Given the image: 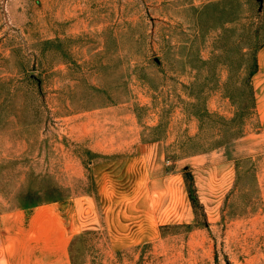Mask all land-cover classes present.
<instances>
[{"label": "rangeland", "instance_id": "1", "mask_svg": "<svg viewBox=\"0 0 264 264\" xmlns=\"http://www.w3.org/2000/svg\"><path fill=\"white\" fill-rule=\"evenodd\" d=\"M262 43L264 0H0V212L81 201L71 264H264Z\"/></svg>", "mask_w": 264, "mask_h": 264}, {"label": "crops", "instance_id": "2", "mask_svg": "<svg viewBox=\"0 0 264 264\" xmlns=\"http://www.w3.org/2000/svg\"><path fill=\"white\" fill-rule=\"evenodd\" d=\"M257 60L258 70L253 76V84L257 112L264 121V45ZM145 187L150 188L149 185ZM72 202H75L76 214L78 210L81 214L84 205L74 199L0 212V250L9 255L6 247H13L12 254L17 255L11 261L15 262L13 264H37L36 261L42 264H71L69 249L79 236V225L82 223L81 218L79 222L73 218L75 207ZM10 259H6V264Z\"/></svg>", "mask_w": 264, "mask_h": 264}, {"label": "trees", "instance_id": "3", "mask_svg": "<svg viewBox=\"0 0 264 264\" xmlns=\"http://www.w3.org/2000/svg\"><path fill=\"white\" fill-rule=\"evenodd\" d=\"M262 45H263V43L261 45H258L256 47V50L258 51L262 47ZM253 54H255V57H254L253 63L249 67L250 68V71L248 73V77L246 78V82H250V84H252V78H253L254 74L258 70V60H257V53H256V51L253 52ZM251 88H252V90H251V101L253 102L252 112H254V108H255V95H254V91H253V87L252 86H251ZM225 145H226V142H223V143H220V144L216 145V147L217 148H220V147H223ZM217 148H214V149H217ZM214 149L212 148V150H214ZM185 184L187 186V190H188V193H189V199L191 201L192 207H193L195 213H197V211L199 210V208H201V204H200V201H199L198 196H197L194 177H193V175H192V173H191V171H190L189 168H186L185 169Z\"/></svg>", "mask_w": 264, "mask_h": 264}]
</instances>
